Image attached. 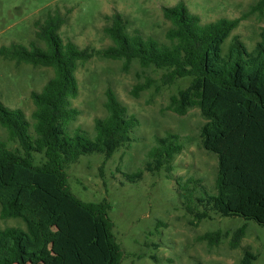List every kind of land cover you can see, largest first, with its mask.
Masks as SVG:
<instances>
[{
    "label": "trees",
    "instance_id": "trees-1",
    "mask_svg": "<svg viewBox=\"0 0 264 264\" xmlns=\"http://www.w3.org/2000/svg\"><path fill=\"white\" fill-rule=\"evenodd\" d=\"M163 13L171 22L166 42L140 32L129 33L122 17L115 15L105 28L112 45L89 52L60 37L66 19L56 11L36 23L41 45L0 48L4 59L54 72L41 91L31 94L35 106L32 122L21 109H10L0 100V127L6 130L9 142L17 145L10 148L0 142V216L20 220L25 227L0 228V264H122L108 199L83 202L71 192L68 182L69 166L91 154H102L104 166L133 141L139 126L138 119L128 115L109 89L107 114L95 120V138L81 128L70 131L80 116L72 106L80 93L76 73L79 65L94 56L123 61L126 68L136 61L145 69L165 70L164 85L191 77L190 85L172 96L167 108L180 116L199 109L205 120L199 130L201 146L218 159L214 194L202 186V179L173 178V162L183 145L179 136L168 133L156 138L143 171L123 173L127 182H137L144 172L164 169L167 178L175 181L192 225L211 220L215 214L264 227V27L252 50L232 36L250 15L264 14V0L240 18L208 24L182 2L164 8ZM150 87L151 82L138 85L133 94L138 97ZM199 189L203 194L198 196ZM246 230L243 225L235 231L234 248L239 247ZM226 237L217 231L201 239L216 246ZM256 260L246 250L238 264Z\"/></svg>",
    "mask_w": 264,
    "mask_h": 264
},
{
    "label": "rangeland",
    "instance_id": "rangeland-1",
    "mask_svg": "<svg viewBox=\"0 0 264 264\" xmlns=\"http://www.w3.org/2000/svg\"><path fill=\"white\" fill-rule=\"evenodd\" d=\"M259 0H0V48L12 44L30 47L41 45L37 39V22L47 13L58 11L66 23L59 34L65 41L74 42L80 49L102 51L112 45L105 28L115 15L122 17L129 33L140 32L166 42L165 34L171 22L163 9L184 3L203 24L221 18L236 19L247 13ZM264 27V14L254 13L233 32L252 50ZM231 38L225 44L227 48ZM165 70L142 68L133 62L126 68L123 61L94 56L79 65L77 78L80 93L72 106L80 111L70 131L84 130L95 138L97 118L106 116V92L111 89L135 116L139 126L132 134V142L119 149L103 166L102 154L85 155L67 169L71 192L81 201L98 203L108 199L113 234L123 252L122 264H238L246 250L257 256L254 264H264V227L243 218H222L212 214L211 220L192 225L174 180L167 178L164 169L144 172L137 182H127L124 174L143 171L149 152L156 146V138L168 133L180 137L183 151L176 156L173 178L202 179L214 194L217 176V156L201 146L199 130L205 123L199 109L180 116L168 110L171 97L188 87L191 77L164 85ZM54 72L50 68L34 67L0 57V100L10 109H21L32 122L35 106L31 94L42 90ZM151 82V87L134 96L135 87ZM0 142L10 148L0 127ZM40 160V157L37 156ZM103 171L101 172V167ZM124 173V174H123ZM197 190L196 195H202ZM247 225L246 235L238 248L233 246L235 231ZM20 227L17 219L3 220L0 228ZM221 231L227 234L219 245H210L201 237Z\"/></svg>",
    "mask_w": 264,
    "mask_h": 264
}]
</instances>
